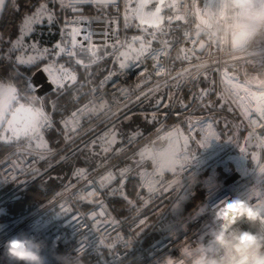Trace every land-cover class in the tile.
I'll list each match as a JSON object with an SVG mask.
<instances>
[{
	"label": "built area",
	"instance_id": "built-area-1",
	"mask_svg": "<svg viewBox=\"0 0 264 264\" xmlns=\"http://www.w3.org/2000/svg\"><path fill=\"white\" fill-rule=\"evenodd\" d=\"M76 1L85 2L63 0L69 15L62 19V26L64 36L82 45L86 41L83 33L90 29L94 18L77 13L79 10L71 6ZM162 1L167 8L163 22L172 21L181 25L187 20L190 22V29H181L182 41L178 46L183 60L187 61L185 66H193V71L188 72L187 76H194L208 68L215 71L217 76H227L226 72L220 71V63L224 58L231 57L208 41L204 34H197L195 16L177 19L180 13L172 5H178L179 8L188 5L191 11L192 0ZM200 6H203L202 3ZM97 21L100 30L96 32L101 36L99 39L93 36L92 40L111 43L116 38L115 21L107 18L105 13L97 14ZM162 25H159L161 30L152 28L148 33L158 47L143 60L109 70L97 86L88 83L90 95L86 111L93 114V121L81 127L75 110L56 119L58 129L50 121L43 130H54L60 136L52 140L55 147L42 150L15 145L0 156V185H7L29 174L36 164L53 154L55 149L71 143L97 122L113 116L117 110L114 95L119 96L118 101L126 100L133 96L136 87L148 80V77L143 76L159 72L156 60L161 61L169 32L167 25ZM200 40L204 47L197 53L194 48ZM66 51L70 53L68 48ZM230 77L236 79L235 75ZM260 96L261 92L255 93L253 101L258 102ZM250 111V116L264 129V104L253 105ZM182 119V134L188 142L181 144L179 152L170 151V140L167 138V133L180 129L177 123L165 129L160 122L146 133H129L110 157L61 184L33 209L0 222V245L13 235L24 233L45 242L43 255L48 258V264H56V254L73 258L74 264H155L156 259L164 254L177 255L176 249L182 243L191 242L203 233L206 230L204 226L211 220L212 210L220 200L247 194L251 203L264 208V152L248 174L240 158L225 151L224 144L217 137L210 136L208 139L201 135L200 131L204 132L202 126H205L202 117L189 114ZM100 132L101 129L77 143L57 161L78 150L85 141ZM177 157L181 162L175 165ZM113 172L136 177V187L129 201L131 209L122 218L115 217L107 208L102 194L103 187L108 191L114 190L110 183ZM44 173L38 171L26 181L17 183L12 190L0 195V203ZM211 185L214 187H208ZM181 200L183 203H180ZM243 226L247 227V224ZM171 233H175L176 239H172ZM0 264L7 262L0 259Z\"/></svg>",
	"mask_w": 264,
	"mask_h": 264
},
{
	"label": "trees",
	"instance_id": "trees-1",
	"mask_svg": "<svg viewBox=\"0 0 264 264\" xmlns=\"http://www.w3.org/2000/svg\"><path fill=\"white\" fill-rule=\"evenodd\" d=\"M41 6H43V10H41ZM71 6L79 10L77 13L83 15L107 12L106 7H99L90 0H85V2L76 1L71 3ZM40 11L43 12L45 18L38 19L37 22L30 20L27 29H24L23 22L28 20L33 13ZM62 11L63 8L59 0H7L0 14V78L12 79L21 90L31 94L33 90L28 86V78L36 68L46 64L47 60H52L61 65L63 72L61 74V70L57 67L58 76L68 73V76L75 77V80L60 79L59 86L52 87L47 92L37 96L49 113L52 122L63 117L69 111L76 110L87 101L89 95L88 83L97 86L109 70L116 69L121 62L131 61L138 56L137 51L125 53L123 50H112L114 44L110 43L105 44L108 52L103 56L100 45H96L94 50L92 49L90 56L84 47L78 46L74 49V56L80 63H86V66L76 64L68 56L57 51L65 43L60 32ZM162 13L164 17L167 16L166 7ZM162 24L167 25L169 29L165 38L168 65L169 67H175L178 62V58H176L177 48L182 41L180 31L183 27L190 29V22L187 20L181 25L177 22L168 21ZM123 29L130 32V29L121 22L119 31L125 32ZM156 30H161V27ZM21 31H27L25 34H28L23 38L21 37L18 42ZM132 40L138 48H142L144 45L146 49H152L158 45L151 38H129V41ZM29 45L39 48L38 60L28 65L14 64L12 57L15 52L27 49ZM92 57L97 60L94 61ZM239 67L243 74L255 72L264 68V59L258 58L251 61L250 64L242 63ZM237 68L234 67L231 72L237 74ZM171 87V91L168 89L157 92V96H154L151 102H143L139 107L134 106L135 103H132L120 109L117 112L118 114L115 113L113 116L97 122L91 128L79 134L71 143L55 149L53 154L36 164L29 174H25L7 185H0V195H4L12 190L17 183L26 181L34 173L45 171L40 178L27 183L23 188L9 195L0 203V222L33 209L61 184L71 181L78 174L93 168L102 159L110 157L116 146L129 133L134 131H139L141 134L146 133L153 130L160 122H162V128L165 129L176 123L183 127L182 117L189 114L210 121L212 133L224 144V150L237 155L249 174L257 162L261 160L263 153L259 149L256 139H253L250 131L252 129L245 123V118L236 109H227L223 105L224 100L217 93L215 73L211 71L201 72L193 76L187 86L180 88L179 82L176 80ZM176 89L179 92H176ZM167 91L168 96H166ZM173 91L178 93V98L169 113V104L172 103L171 97L175 94ZM159 100L164 101L160 107H157L148 116L145 109L149 108L152 101V106L157 105ZM132 106L134 107L127 114L115 119L127 110L126 108ZM254 120L255 123L252 122V119L248 121L249 125L253 123L258 125L257 120ZM91 121H93L92 113L81 114L79 120L81 127ZM100 129V133L85 141L78 150L57 161L60 156L68 152L77 143L87 139ZM260 129L258 133H261ZM57 137L60 136L54 130L43 132L42 142L46 144V147L42 146L41 142L37 140L7 141L0 139V156L10 151L15 145H27L32 149L42 150L55 147L56 144H53L52 140ZM111 178L110 183L113 185L114 190L108 191L103 187L102 194L107 208L115 217L122 218L131 209L129 201L133 197L136 187V177L133 174L121 173L119 175L118 172H113Z\"/></svg>",
	"mask_w": 264,
	"mask_h": 264
},
{
	"label": "clouds",
	"instance_id": "clouds-1",
	"mask_svg": "<svg viewBox=\"0 0 264 264\" xmlns=\"http://www.w3.org/2000/svg\"><path fill=\"white\" fill-rule=\"evenodd\" d=\"M172 6L178 8L180 19L195 16L197 34H204L232 59L264 50V0H192L191 11L188 5ZM255 78L264 83V68ZM50 120L34 92L21 90L12 79L0 78V139L37 140L46 147L42 133ZM204 227L193 241L176 249L177 255L164 254L155 264H264V208L251 203L247 194L220 200ZM170 235L176 239L175 233ZM0 247V259L7 264H48L43 255L46 244L34 236L19 233ZM54 259L56 264H74L67 255L56 254Z\"/></svg>",
	"mask_w": 264,
	"mask_h": 264
},
{
	"label": "rangeland",
	"instance_id": "rangeland-1",
	"mask_svg": "<svg viewBox=\"0 0 264 264\" xmlns=\"http://www.w3.org/2000/svg\"><path fill=\"white\" fill-rule=\"evenodd\" d=\"M148 4L150 3L149 0H145ZM126 0H118L117 3H115L114 5H108L106 6L107 8V12L105 13V16L107 18H112L115 21V28H116V38L114 40H112L110 44H114L112 50H123L125 53H134L135 51H137L136 54H138V56L134 57L135 59L131 60V61H124L121 62L119 64L120 66L123 65H127L129 66L130 63H132L133 61H141L143 60L146 56L149 55L151 50H154L158 47V45H156L155 48L152 49H146L143 45L142 48H138L137 45L134 44L133 40L129 41V38H150V36L148 35L149 32H151V29L154 28V30H156L158 27H152L149 26L152 23H147L144 19L143 21H140V17L138 16L135 19H129L126 15L125 12V4H126ZM137 2V1H136ZM60 5H62L63 11H62V16L61 19L66 18L69 15V10L66 9L65 4L63 3V0H59ZM161 9H160V13L163 11V9L165 8L163 1L161 0ZM135 9L137 11V13L139 14L141 9L138 6H135ZM114 12H113V11ZM109 11V12H108ZM43 12H37V13H33L31 15V21L33 22L35 20V22H37L38 19L41 18H45V15L42 14ZM89 17L94 18L93 19V24L91 22L90 25V29L87 30L85 33H83L86 37V41H84V44H80L77 45L74 43V39L72 40L71 38L69 39V37L64 36V29L61 23V27H60V32H61V36L64 39V45H61V49L57 50L59 53H62L66 56H68L73 62H75L78 65L81 66H86V63H80L74 56V49L78 46L80 47H84L88 53V55L90 56V54L92 53V49L94 50L96 45H100L101 46V51H102V56L104 54H106L108 51H106V45L103 44L102 42H100L99 37L101 36L100 33L97 34L96 30H100L98 28L99 24L97 21V14H91L89 15ZM124 23V25L130 29V32L124 30L125 32H120V23ZM25 21L23 22L22 26L24 25V29H27V25L24 24ZM163 23V21L161 22V24ZM27 31L19 33V39L17 40L18 42L20 41L21 37H25L27 34H25ZM73 35V34H72ZM96 36V38L98 39H93L92 37ZM105 45V46H104ZM67 48L69 49L70 53H66ZM261 53V54H260ZM262 53L264 54V50H257L255 52V54L253 56H248V57H241L239 59H231V58H224V61L221 62L220 64H222L220 66L219 69H222L220 71H224L226 72L228 75L227 76H223L221 74H219V76H216V81H217V93L220 94L222 96L223 101V105L226 106L225 108H234L237 111H239V113L241 114V116H243L245 118V123L248 124L249 127H251L252 130L251 134L253 136V139L255 140L256 138V142L257 145L259 146V149L261 150V152H264V129H262V127L258 126V125H254V123L256 122L252 116H250L252 114L251 107L253 105H263L264 102L263 98H264V83H261L259 79L255 78L258 77V74L260 72V70L255 71V72H248L243 74L242 71L240 70V65H242V63H247L250 64L251 61H254L258 58H262L264 59V56H261ZM38 54H40V50L39 48H34V45H29L27 46V49H23V50H18L17 52H15L13 58V63L14 64H18V65H28V64H33L35 63V61L38 60ZM167 48H165L163 50V53L161 54V61L160 60H156V62H158L159 65V72L157 73H152L153 75L151 76H143V77H148V80L143 84L141 83L138 87H136V91L133 94V96L127 98L126 100L118 101L119 100V96L114 95V106H116L115 109H117L115 111L116 114H118L117 112L120 111V109L125 108L127 106H129L132 103H135L134 106H141L142 103L144 102H151V100L153 99L154 96H157V94L159 92H162L163 90H170L172 89V85L175 83V81L177 80L179 82V87L183 88L185 86H187L189 84V80L193 77V76H187L188 72H192L193 71V66H185L187 64V61L183 60L181 54L179 53V49L177 48V54H176V58H178V62L176 63L175 67H169L168 65V59H167ZM214 58V57H212ZM92 59L94 61H96L97 59H95L94 57H92ZM128 59V58H125ZM192 59V58H190ZM56 65V67H55ZM44 70L43 73H45V75H47V77L53 79L54 81H59L60 79H71L70 77L72 76H68V73H65L63 76H58V72L57 67L61 70V74L63 72L61 65L53 62L52 60H47L46 64H43V66H41ZM40 67V68H41ZM234 67H238V71L237 74L232 73L231 70L234 69ZM51 70H50V69ZM39 69L36 68L35 70ZM215 72L213 70H211L210 68L202 71L203 72ZM107 74V73H106ZM199 73H196L195 75H197ZM194 75V76H195ZM231 75H235L236 79L232 80L230 79ZM106 76V75H105ZM69 77V78H66ZM230 77V78H229ZM60 82V81H59ZM60 85V84H59ZM57 85V83H55V86L53 87H57L59 86ZM29 88L31 90H34L35 87L34 86H30L28 84ZM171 91V90H170ZM176 92H179V90H175ZM175 91H173L175 94L171 97V104H169L170 106V110L169 113L172 111V105L175 103L176 99L178 98V93H176ZM158 92V93H157ZM261 92V96L259 97V101L258 102H254V94L255 93H259ZM90 95V92H89ZM165 96V95H163ZM166 96H168V91ZM162 97V95H161ZM88 99V98H87ZM164 100H159V103H157V105L155 104L153 105V101L152 104L149 106L148 109H145V113H147V115H151L152 111L155 110L157 107H160V105L162 104ZM87 102V101H86ZM86 102L83 104L85 106H80L76 109V113L75 116L77 118V120H80L81 114H85L88 113L87 110V106H86ZM92 102V101H91ZM101 104V103H100ZM147 104V103H146ZM89 106V105H88ZM134 106H132L131 108H126L127 110H125L124 112H122L121 114H119L116 119H119L121 117H123L125 114H127L130 109H132ZM83 108L82 110H80V108ZM90 107V106H89ZM86 108V109H85ZM75 111V110H73ZM73 111H69L73 112ZM164 112V111H163ZM163 112H161V114H163ZM67 113V114H68ZM67 114H65L64 116H66ZM246 114V116H245ZM252 119V122H254L253 124L248 123V121H250ZM53 124H56V121H53ZM203 124H205V126L203 127L204 132L200 131L201 135H203L205 138L210 139L212 137H216L215 134L212 133V126H211V122L206 120L203 122ZM56 128H58L57 124L55 125ZM211 126L210 128L207 127ZM252 126H255V128H253ZM171 128V127H170ZM182 128L180 127V129L175 130L176 132H171V133H167V138L169 141V149L172 153H176L179 152L181 150V144H183L185 141L188 142L187 137H185L182 133ZM261 128V129H260ZM260 129V133L259 132ZM180 132V133H179ZM209 134H208V133ZM181 134V135H179ZM213 143V142H212ZM180 147V149H179ZM170 162V161H169ZM178 162H181V159H179L178 157L175 158V165L178 164ZM183 197V196H182ZM183 202H184V198H183ZM182 200L180 203H183Z\"/></svg>",
	"mask_w": 264,
	"mask_h": 264
},
{
	"label": "crops",
	"instance_id": "crops-1",
	"mask_svg": "<svg viewBox=\"0 0 264 264\" xmlns=\"http://www.w3.org/2000/svg\"><path fill=\"white\" fill-rule=\"evenodd\" d=\"M94 4H96L99 7H106L108 5H114L115 3H117L118 0H92ZM126 4H125V12L126 15L129 19H135L138 16L140 17V21L144 20L147 23H152L149 26L155 27L157 22L160 25L162 21H165L166 16H163V13L159 11V13H157V8L161 9L162 5H161V0H149L150 3L148 4L145 0H126ZM137 1V2H136ZM140 7L141 11L138 14L135 6ZM141 5H143V7H141ZM156 14L155 16L153 14ZM144 19V20H143ZM45 75V74H44ZM46 76V75H45Z\"/></svg>",
	"mask_w": 264,
	"mask_h": 264
},
{
	"label": "water",
	"instance_id": "water-1",
	"mask_svg": "<svg viewBox=\"0 0 264 264\" xmlns=\"http://www.w3.org/2000/svg\"><path fill=\"white\" fill-rule=\"evenodd\" d=\"M7 0H3V3L0 4V14L4 8V5L6 4ZM203 44V41L200 40L198 41V43L195 46V52L200 53L202 48L200 47V45ZM50 69V68H49ZM43 68H39L37 70H35L28 78V84L30 86H34L35 89L33 90V92L35 93V95L40 96L41 94L47 92L48 90H50L53 86H55L54 80L45 76L43 73ZM51 70V69H50ZM59 85V84H57Z\"/></svg>",
	"mask_w": 264,
	"mask_h": 264
},
{
	"label": "snow or ice",
	"instance_id": "snow-or-ice-1",
	"mask_svg": "<svg viewBox=\"0 0 264 264\" xmlns=\"http://www.w3.org/2000/svg\"><path fill=\"white\" fill-rule=\"evenodd\" d=\"M2 3H3V0H0V4H2ZM141 7H143V5H141ZM41 10H43V6H41ZM159 11H160V9L157 8V13H159ZM153 15L155 16L156 14L154 13ZM177 19H180V18L177 17ZM30 20H31V18H28V20L25 21V25H27V24L30 22ZM156 26L159 27L158 22H157ZM200 47L203 48L204 45L201 44ZM201 67H203V65H201ZM66 78H69V77H66ZM70 78L73 79V80H75V77H74V76H72V77H70Z\"/></svg>",
	"mask_w": 264,
	"mask_h": 264
},
{
	"label": "flooded vegetation",
	"instance_id": "flooded-vegetation-1",
	"mask_svg": "<svg viewBox=\"0 0 264 264\" xmlns=\"http://www.w3.org/2000/svg\"><path fill=\"white\" fill-rule=\"evenodd\" d=\"M90 1H92V0H90ZM92 3H93V1H92ZM45 74V73H44ZM47 76V75H46Z\"/></svg>",
	"mask_w": 264,
	"mask_h": 264
}]
</instances>
